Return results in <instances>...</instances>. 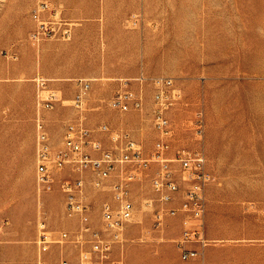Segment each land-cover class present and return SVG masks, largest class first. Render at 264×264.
Instances as JSON below:
<instances>
[{
	"label": "rangeland",
	"instance_id": "obj_1",
	"mask_svg": "<svg viewBox=\"0 0 264 264\" xmlns=\"http://www.w3.org/2000/svg\"><path fill=\"white\" fill-rule=\"evenodd\" d=\"M41 2L48 8L39 21L52 31L33 37ZM140 75L173 79L179 98L168 115L176 146L196 145L202 114L210 242L200 264H264V0H0V264H58L75 254L69 244L43 250L39 242L41 224L56 239L77 220L65 215L57 185L43 191L36 184V119L54 147L64 123L82 117L103 146L123 128L147 152L157 138L147 114L151 87L142 86V112L110 104L124 80L138 90ZM79 79L90 88L76 110ZM100 124L107 130L98 131ZM132 196L124 264H177L178 221L155 225L145 204L149 177L133 185ZM86 198L98 225L108 196L88 183Z\"/></svg>",
	"mask_w": 264,
	"mask_h": 264
},
{
	"label": "built area",
	"instance_id": "obj_2",
	"mask_svg": "<svg viewBox=\"0 0 264 264\" xmlns=\"http://www.w3.org/2000/svg\"><path fill=\"white\" fill-rule=\"evenodd\" d=\"M47 8L48 3L41 2L33 10L32 16L39 22L33 37L52 31L39 21L40 13ZM134 80L139 89L129 88V80H124L112 95L110 104L119 112H142L145 102L142 86L146 83L151 87V106L147 114L157 138L147 152L142 143L123 128L110 131V144L103 146L82 117L64 123L61 143L54 147L44 121L39 118L35 121L36 184L43 191H50L57 185L65 197V215L77 220L75 230L61 231L56 239L41 224L39 242L43 250L54 241L75 249L72 258L65 256L58 264H124L123 255L118 254L117 249L123 245L124 230L135 215L133 185L143 183L147 177L151 197L145 204L152 209L155 225L162 226L167 218L180 221V232L174 239L180 258L197 257L210 242L205 222L206 185L210 175L203 148L202 114L198 111L195 116L196 145L176 146L174 127L168 115V110L179 98L173 79L140 75ZM76 84L72 106L79 110L90 84L82 79ZM49 97L52 100L54 95ZM97 129L104 131L107 127L100 124ZM64 171L69 172L68 176H62ZM88 183L108 196L99 205L98 225L94 224L91 205L86 198ZM37 264L46 262L39 259Z\"/></svg>",
	"mask_w": 264,
	"mask_h": 264
},
{
	"label": "crops",
	"instance_id": "obj_3",
	"mask_svg": "<svg viewBox=\"0 0 264 264\" xmlns=\"http://www.w3.org/2000/svg\"><path fill=\"white\" fill-rule=\"evenodd\" d=\"M176 220L178 221L179 232H180V228H181L180 221H179L178 218H176ZM121 249H122V246L117 249V253L118 254H119V252H122ZM175 250H176L177 255H178V262H177V264H200L201 259H203V257H204L206 247L199 253V255L197 257L192 258V259H188V260H182L180 258V255H179L178 250L176 248H175Z\"/></svg>",
	"mask_w": 264,
	"mask_h": 264
}]
</instances>
